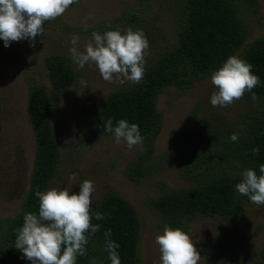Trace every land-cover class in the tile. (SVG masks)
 <instances>
[{"label":"trees","instance_id":"trees-1","mask_svg":"<svg viewBox=\"0 0 264 264\" xmlns=\"http://www.w3.org/2000/svg\"><path fill=\"white\" fill-rule=\"evenodd\" d=\"M168 1L177 6L176 16L179 17L173 42L169 45L157 44L163 34L152 22L156 16L144 21L140 12L134 15L128 11L118 23L104 22L97 29L101 35L114 30L123 34L131 27L133 31L142 30L148 42L153 40L156 44L151 53L148 52L150 60L145 62L143 80L108 93L89 110L84 120L85 131L94 137L112 135L104 130L109 118L113 127L121 119L139 126L143 146L125 171L127 179L134 184L141 183L160 168L153 153L154 140L162 123L157 99L164 89L173 87L179 92L187 91L244 47L238 57L253 65L252 73L260 78L261 83L252 92H246L241 100L253 101V92L257 100L264 99V37L245 45L248 27L243 18V6L258 15L257 0ZM147 4L146 0L142 5ZM66 30L75 29L66 27ZM44 65L54 94H66L75 85L77 77L66 57L48 55ZM28 84L27 111L35 134V157L29 189L21 201L20 212L0 222V264H27V259L14 247L15 230L22 227L26 213H38L39 199L35 192L48 190L60 162L53 127L52 97L37 82ZM256 105L233 119L221 115L207 119L200 124V133L187 135L190 143L201 145V150H192L193 158L181 170L180 176L187 187L168 189L159 186L158 195L147 198L146 205L159 216L161 229L164 230L167 224L188 234L191 224L202 219L231 223L235 230H239L237 227L247 228L251 223L246 212L250 200L240 195L235 186L242 182L244 170L253 169L260 175L259 168L264 165V101L260 100ZM234 133L239 134L236 142L229 139ZM254 147L259 149L257 155L251 152ZM91 208L93 212L104 214L105 218L100 221L93 218L92 223L99 224L100 231L90 238L86 245L87 254L79 256L77 264H92L93 260L95 264H111L105 251L104 232L108 229H111L109 239L119 245L117 251L121 264H141L138 250L140 225L133 206L118 194L108 192L92 201ZM257 228L264 232V223ZM240 243L216 252L209 246L201 253L219 263L264 264V243L249 255L234 252L243 248Z\"/></svg>","mask_w":264,"mask_h":264},{"label":"rangeland","instance_id":"rangeland-1","mask_svg":"<svg viewBox=\"0 0 264 264\" xmlns=\"http://www.w3.org/2000/svg\"><path fill=\"white\" fill-rule=\"evenodd\" d=\"M145 1L79 0L78 4L70 5L62 16L44 23L43 35L35 38L34 46H30L29 40H21L4 47L0 40V222L20 212L21 201L29 189L36 142L27 111L28 82L34 81L52 97L53 127L60 151V162L48 190L69 188L78 193L80 183L90 180L96 189L92 201L108 192L118 194L133 206L139 221L141 264H160L156 237L163 234V229L159 226V216L146 205L147 198L158 195L159 186L168 189L187 187L180 176L181 170L193 158L192 150H201L200 144L188 141L189 133H200V124L214 116L233 119L264 99H240L228 107H213L210 97L217 89L211 82L212 74L185 92L173 87L164 89L157 99L162 123L154 140L153 153L160 168L139 184L129 181L126 168L140 153L143 144L128 150L124 142L116 144L113 135L90 136L84 129V120L89 110L104 96L131 82L108 83L102 79L95 64L78 69L69 48L72 46L71 37L77 35L80 38L79 49L83 51L84 45L92 39V33L97 32L102 23H118L128 11L134 15L142 13L144 21L156 16L152 22L163 34L157 44H171L179 22L177 6L168 0H147L148 4L143 6ZM257 2L258 15L243 6V18L248 27L245 45L264 37V0ZM66 27L75 30L67 31ZM149 45L148 52L151 53L156 44L152 40ZM243 48L235 56H239ZM52 54L66 57L77 77L75 85L63 95L54 94L49 85L44 59ZM147 60H150L149 54L145 57ZM81 80L87 82L86 87L80 83ZM72 173L76 174V180L70 183L68 178ZM246 212L251 223L247 228L237 227L239 230L220 220L202 219L191 224L188 235L201 256L198 264H226L203 256L201 250L209 246L216 252L236 246L240 241L243 248L234 251L240 255H249L261 247L264 232L257 225L264 223V207L250 202L246 205ZM27 264L31 262L27 260Z\"/></svg>","mask_w":264,"mask_h":264},{"label":"clouds","instance_id":"clouds-1","mask_svg":"<svg viewBox=\"0 0 264 264\" xmlns=\"http://www.w3.org/2000/svg\"><path fill=\"white\" fill-rule=\"evenodd\" d=\"M79 0H0V40L4 47L11 42L29 40L34 46L35 38L43 35L46 21L62 16L72 4ZM87 18H85V21ZM79 36L71 37L69 53L78 69L95 64L102 79L108 83L130 81L139 84L145 75V57L150 47L145 33L131 27L123 34L119 30L106 31L102 35L93 32L92 39L79 49ZM253 65L238 56H229L223 65L211 75V82L217 89L210 97L213 107H228L252 92L260 83V78L252 73ZM80 83L87 86V82ZM258 97L253 92L252 100ZM104 130L111 133L116 144L124 142L128 150L143 143L137 124L127 120L117 121L113 127L112 119L104 124ZM229 139L236 142L239 134ZM253 155L259 149H251ZM260 175L253 169L241 173L242 182L236 191L246 196L251 203L264 206V165L259 168ZM69 182L76 180V174L69 176ZM94 183L84 180L79 192L69 188H51L36 191L39 199L38 213L29 212L23 217L22 227L16 229L15 249L31 264H77L79 256L87 254L86 245L90 238L100 231L99 224H93V218L103 220L104 214L93 212L92 198L95 194ZM105 251L111 264H121L119 245L113 242L111 229L104 232ZM160 251V264H198L201 256L194 247L188 234L179 228L164 226L163 234L156 237ZM95 264V261H92Z\"/></svg>","mask_w":264,"mask_h":264}]
</instances>
